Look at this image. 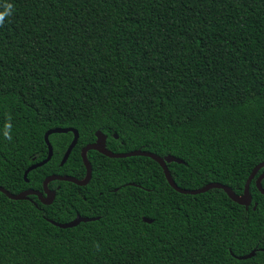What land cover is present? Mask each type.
I'll list each match as a JSON object with an SVG mask.
<instances>
[{"label":"trees","instance_id":"trees-1","mask_svg":"<svg viewBox=\"0 0 264 264\" xmlns=\"http://www.w3.org/2000/svg\"><path fill=\"white\" fill-rule=\"evenodd\" d=\"M7 2L2 187L42 192L50 174L83 179L80 150L100 131L110 151L180 159L166 165L182 188L220 182L243 192L264 162V0ZM54 127L75 128L76 144L60 164L73 133L49 134L50 159L25 180ZM86 157L89 181L48 182L49 204L0 192V264H264V194L255 185L264 166L245 207L220 188L177 192L147 156ZM77 214L94 219L66 228L49 221Z\"/></svg>","mask_w":264,"mask_h":264},{"label":"water","instance_id":"water-1","mask_svg":"<svg viewBox=\"0 0 264 264\" xmlns=\"http://www.w3.org/2000/svg\"><path fill=\"white\" fill-rule=\"evenodd\" d=\"M68 131L73 133V137H72L70 143L68 144V146H67V148H66V150L62 156L60 164H63L66 161V159L68 158L72 148L76 144V141L78 138V131L73 127L50 128V129L46 130V132L44 133V140H45V143L47 145V155L41 161L31 164L30 166H28L25 169V171L23 172V178L25 180H27L26 175H27L28 171H30L31 169H34L37 166L43 165L44 163H46L50 159V157L52 155V145L48 139L49 134L68 132ZM116 136L117 135L114 133V137H116ZM88 150H97L98 152H100L101 154H103L105 156L115 157V158L135 156V155L147 156V157L155 160L159 164V166L162 168V171H163V174H164V177H165L167 183L177 192L184 193V194H197V193L205 192L210 188H220L227 194V196L231 200H233L234 202H236L238 204L244 205L245 207H247L251 203V200H252L251 195L249 193V183L254 178L257 170L259 168H261L262 166H264V162H261L252 168L250 174L248 175V177L245 181L243 192L241 194H235L227 185L220 183V182H209V183L204 184L201 187L194 188V189L182 188V187L178 186L173 181V179L171 178L170 172L167 168V165H166V162H169V161L181 162L180 159H178L172 155H166L164 157H161V156H159L153 152H150L148 150H141V149H134V150L126 151V152L110 151V150L105 148L103 134L100 131H97L95 141L85 144L80 150L82 162L85 166V176L83 179H77V178L70 176V175H67V174H63V175L62 174H50V175L46 176L42 182V192L39 190H34V189H25V190H22L18 193H11L7 189L2 187L1 185H0V192L5 194L8 198L14 199V200L28 198V195H35L40 200V202H42L44 204H49L52 202V200L55 196V192L48 188V186H47L48 182H50L52 180H64V181L73 182L77 185H84L89 181V179L91 177V166H90V164L87 160V157H86V152ZM263 178H264V172L260 173L255 178V185H256L257 189L262 194H264V189L261 186V179H263ZM255 206H256V203H254L253 208H255ZM93 219H94V217H85V216H81V215L77 214L72 220H70L68 222H57V221H53V220H49V221L58 227L66 228V227L75 226L79 222L91 221ZM142 220L144 222H148V223H150L152 221L151 219H149L147 217H142ZM254 254H255V250L253 249L247 254L237 256V258L238 259H246V258L253 256Z\"/></svg>","mask_w":264,"mask_h":264},{"label":"clouds","instance_id":"clouds-1","mask_svg":"<svg viewBox=\"0 0 264 264\" xmlns=\"http://www.w3.org/2000/svg\"><path fill=\"white\" fill-rule=\"evenodd\" d=\"M0 8H2V10H0V25H3L5 22V18L9 17L12 14L13 5L7 2V0H4L3 3H0ZM5 128L6 131L4 135L7 139L11 140V135L9 134V130L11 129V124L10 123L6 124Z\"/></svg>","mask_w":264,"mask_h":264}]
</instances>
